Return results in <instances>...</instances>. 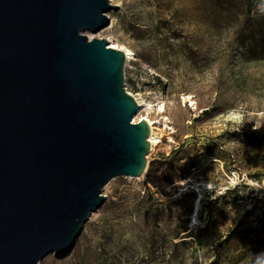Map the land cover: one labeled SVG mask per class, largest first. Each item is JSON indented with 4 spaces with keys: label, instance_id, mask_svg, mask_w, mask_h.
<instances>
[{
    "label": "rangeland",
    "instance_id": "rangeland-1",
    "mask_svg": "<svg viewBox=\"0 0 264 264\" xmlns=\"http://www.w3.org/2000/svg\"><path fill=\"white\" fill-rule=\"evenodd\" d=\"M92 38L135 54L160 143L117 177L72 252L40 264H250L264 251V0H113ZM143 114V113H142ZM175 244V245H174Z\"/></svg>",
    "mask_w": 264,
    "mask_h": 264
},
{
    "label": "water",
    "instance_id": "water-1",
    "mask_svg": "<svg viewBox=\"0 0 264 264\" xmlns=\"http://www.w3.org/2000/svg\"><path fill=\"white\" fill-rule=\"evenodd\" d=\"M109 0H0V264L69 255L117 177L140 178L150 126L125 54L89 39Z\"/></svg>",
    "mask_w": 264,
    "mask_h": 264
},
{
    "label": "bare ground",
    "instance_id": "bare-ground-1",
    "mask_svg": "<svg viewBox=\"0 0 264 264\" xmlns=\"http://www.w3.org/2000/svg\"><path fill=\"white\" fill-rule=\"evenodd\" d=\"M111 2V4H114L113 0H109ZM107 17L109 19V24L108 26H106L104 28V31H109L112 29V26H113V18L110 14H107ZM88 38L91 39V37L88 35ZM108 42V46L110 48H113V49H116V50H119V51H122L124 52L125 54V58H126V61H130V60H134L135 59V54L133 51H131L130 49H127L125 47H120L118 45H115L113 43H110V41H107ZM131 94V93H130ZM132 95V94H131ZM138 106H139V110L137 112V114L133 117V120L134 122H137L139 120H146V122L148 123V125L150 126V129H151V133H150V136H149V142H150V151H152L159 143H160V132L158 131L157 127L155 126L156 122H153L152 120H150L147 115L150 111H152V109L154 107H157L158 109V112H163L164 111V104L163 102H158L157 105H153L145 100H142V99H138L136 98L135 99ZM143 113V114H142ZM149 151V152H150ZM144 177V174L140 177V178H143ZM108 186H106L105 188H107ZM104 196H105V193L103 192Z\"/></svg>",
    "mask_w": 264,
    "mask_h": 264
},
{
    "label": "clouds",
    "instance_id": "clouds-1",
    "mask_svg": "<svg viewBox=\"0 0 264 264\" xmlns=\"http://www.w3.org/2000/svg\"><path fill=\"white\" fill-rule=\"evenodd\" d=\"M250 264H264V251L255 254L254 259L251 260Z\"/></svg>",
    "mask_w": 264,
    "mask_h": 264
},
{
    "label": "built area",
    "instance_id": "built-area-1",
    "mask_svg": "<svg viewBox=\"0 0 264 264\" xmlns=\"http://www.w3.org/2000/svg\"><path fill=\"white\" fill-rule=\"evenodd\" d=\"M132 63V60H130V61H125V69L127 68V67H130V64ZM135 99L136 98H138V97H136L135 95H132ZM139 99V98H138Z\"/></svg>",
    "mask_w": 264,
    "mask_h": 264
},
{
    "label": "trees",
    "instance_id": "trees-1",
    "mask_svg": "<svg viewBox=\"0 0 264 264\" xmlns=\"http://www.w3.org/2000/svg\"><path fill=\"white\" fill-rule=\"evenodd\" d=\"M175 245V244H174Z\"/></svg>",
    "mask_w": 264,
    "mask_h": 264
}]
</instances>
